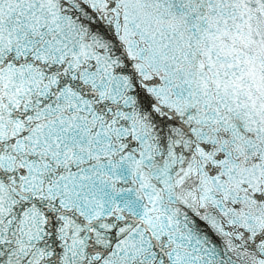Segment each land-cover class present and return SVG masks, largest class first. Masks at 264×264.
<instances>
[{"label": "snow or ice", "instance_id": "6c2138e0", "mask_svg": "<svg viewBox=\"0 0 264 264\" xmlns=\"http://www.w3.org/2000/svg\"><path fill=\"white\" fill-rule=\"evenodd\" d=\"M0 264H264V0H0Z\"/></svg>", "mask_w": 264, "mask_h": 264}]
</instances>
